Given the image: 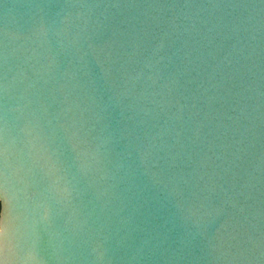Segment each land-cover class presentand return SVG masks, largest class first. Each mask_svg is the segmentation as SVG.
<instances>
[{"label": "water", "instance_id": "95a60500", "mask_svg": "<svg viewBox=\"0 0 264 264\" xmlns=\"http://www.w3.org/2000/svg\"><path fill=\"white\" fill-rule=\"evenodd\" d=\"M0 264H264V0H0Z\"/></svg>", "mask_w": 264, "mask_h": 264}]
</instances>
